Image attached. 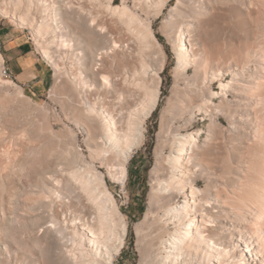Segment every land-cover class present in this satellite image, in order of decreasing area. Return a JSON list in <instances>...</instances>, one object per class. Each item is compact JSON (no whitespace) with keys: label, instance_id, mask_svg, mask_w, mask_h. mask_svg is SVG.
<instances>
[{"label":"bare ground","instance_id":"bare-ground-1","mask_svg":"<svg viewBox=\"0 0 264 264\" xmlns=\"http://www.w3.org/2000/svg\"><path fill=\"white\" fill-rule=\"evenodd\" d=\"M168 1L132 0V9L115 0H0V16L29 30L52 67L49 93L57 99L63 92V114L73 125L56 135L43 131L49 128L46 120L39 128L22 129L12 143L22 152L0 145V264H113L119 255L128 222L99 167L124 188L126 165L141 146L145 120L158 102L164 62L151 25L138 13L158 14ZM209 3L178 0L164 23L175 39L183 86L169 100L147 207L135 224L142 264H260L242 232L252 220L261 240L264 205L246 218L235 213L227 219L220 184L205 164L207 141L200 144L197 131L181 132L198 111L209 126H219L217 114L236 119L226 133L249 140L243 122L253 101L238 90L250 91L264 80L260 57L229 72L226 84L221 81V64L208 59L201 34ZM3 63L0 54L2 68ZM215 81L220 94L212 88ZM0 93L38 109L11 81L0 78ZM33 139L43 145H29ZM201 180L204 187L198 188Z\"/></svg>","mask_w":264,"mask_h":264},{"label":"rangeland","instance_id":"rangeland-1","mask_svg":"<svg viewBox=\"0 0 264 264\" xmlns=\"http://www.w3.org/2000/svg\"><path fill=\"white\" fill-rule=\"evenodd\" d=\"M177 1L169 0L158 14L152 10L147 13H138L146 24L151 25L156 42L162 49L164 62L159 71L158 102L145 120L144 139L141 146L133 152L131 160L126 165L127 178L124 188L111 179L103 165L99 167L121 213L128 222L124 246L113 264H142L141 254L137 248L135 224L143 218L147 207L150 174L159 152V144L165 136L160 129L161 127L166 129L169 100H174V92L183 86L182 79L177 75L176 70L175 39L166 33L164 27L169 11L175 7ZM124 2L133 9L132 0H115V4L120 7L124 5ZM0 29L21 34L32 47L34 58L38 60L44 73L42 85L40 84L36 90H31L23 88L14 78L5 76L1 72L2 64H0V78L21 87L23 94L32 103L39 105L38 110L36 107L26 106L14 95L0 93V145L11 152H22L19 148L12 146L14 139H18L21 135L22 129L39 128L46 120L49 128L43 131L47 133L49 130L56 135L63 134L66 125L71 128L73 125L63 114L65 112L63 92L57 93V99L51 96V92L49 93L54 84V71L37 51L29 30L18 28L1 16ZM117 31V28L113 29V32ZM201 34L208 49V59L221 64L224 76L220 79L226 84L230 80L229 72L232 70L239 71L248 62L252 63L260 57L264 59V0H210L209 14L201 24ZM0 54L2 55L1 50ZM262 64L264 65V60ZM5 66L8 67L4 62L2 69ZM229 66L231 67L228 68ZM202 70L204 68L201 69V76L204 73ZM191 75L190 68L188 77ZM261 76L264 77V73H261ZM261 81L260 79L258 86L250 91L238 90L241 94L251 95L253 101L251 107L245 108L249 118L243 122V126L251 134L249 140L226 133L229 124L236 123V119L222 114H217L215 117L219 126H209L205 115L196 111L192 114L194 119L190 122L191 125L181 130L182 133L197 131L200 144L207 141L205 164L209 173L214 175L220 184L218 190L224 197L221 203L229 213L227 219L230 220L234 219L235 213H240L246 218V215L250 214L254 208L264 205V80ZM212 88L220 94L219 81L213 82ZM78 141L79 148L87 158L86 148L80 135ZM29 145L41 146L43 140L33 139ZM165 152L168 154L169 149H165ZM204 184L201 180L197 187L203 188ZM250 223L243 224L242 234L250 240L255 249L252 256L260 259V264H264L263 231L258 234L262 241L261 247L258 248L260 241L255 238L256 230L253 229L252 220ZM240 248L244 247L241 245ZM214 264L217 263L214 262Z\"/></svg>","mask_w":264,"mask_h":264},{"label":"crops","instance_id":"crops-1","mask_svg":"<svg viewBox=\"0 0 264 264\" xmlns=\"http://www.w3.org/2000/svg\"><path fill=\"white\" fill-rule=\"evenodd\" d=\"M0 50L3 61L17 83L31 90H36L42 85L43 70L34 58L32 47L21 34L0 29Z\"/></svg>","mask_w":264,"mask_h":264},{"label":"built area","instance_id":"built-area-1","mask_svg":"<svg viewBox=\"0 0 264 264\" xmlns=\"http://www.w3.org/2000/svg\"><path fill=\"white\" fill-rule=\"evenodd\" d=\"M1 72L5 75V76H9V77H12V73L10 72L9 68L5 66L4 69H1Z\"/></svg>","mask_w":264,"mask_h":264}]
</instances>
